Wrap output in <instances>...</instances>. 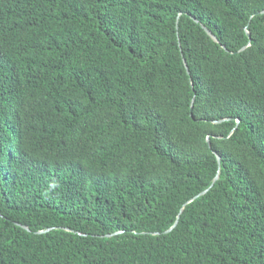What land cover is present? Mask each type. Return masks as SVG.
Listing matches in <instances>:
<instances>
[{
    "label": "trees",
    "instance_id": "1",
    "mask_svg": "<svg viewBox=\"0 0 264 264\" xmlns=\"http://www.w3.org/2000/svg\"><path fill=\"white\" fill-rule=\"evenodd\" d=\"M262 11L0 0V264H264Z\"/></svg>",
    "mask_w": 264,
    "mask_h": 264
},
{
    "label": "water",
    "instance_id": "2",
    "mask_svg": "<svg viewBox=\"0 0 264 264\" xmlns=\"http://www.w3.org/2000/svg\"><path fill=\"white\" fill-rule=\"evenodd\" d=\"M262 12H264V11H262ZM206 31H207V33L213 38V39H215V36H214V34L209 30V29H207L206 28ZM185 66H186V64H185ZM192 104H193V101H192ZM217 159H218V162H219V159H220V157L217 155ZM218 178V174L215 176V178H214V180H213V182L212 183H214V181L216 180ZM212 185V184H211ZM209 188H206V189H204L203 191H201L198 195H196L195 197H197V196H199V195H202L203 193H205L207 190H208ZM194 197V198H195ZM178 219H179V216L177 217V219L175 220V222L173 223V225L171 226V227H169L167 230H165L164 232H169V231H171L175 226H176V224H177V222H178ZM21 226H23L24 228H27V226L26 225H21ZM42 231V230H41ZM40 231V232H41ZM118 232H120V231H118Z\"/></svg>",
    "mask_w": 264,
    "mask_h": 264
}]
</instances>
